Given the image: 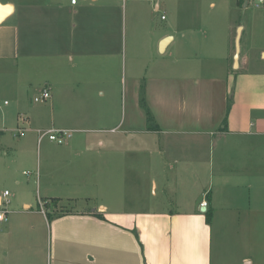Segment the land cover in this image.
I'll use <instances>...</instances> for the list:
<instances>
[{"label": "crops", "instance_id": "obj_1", "mask_svg": "<svg viewBox=\"0 0 264 264\" xmlns=\"http://www.w3.org/2000/svg\"><path fill=\"white\" fill-rule=\"evenodd\" d=\"M0 6L10 8L0 66L9 67L17 120L25 113L34 134L76 131L64 145L36 135L35 210L27 195L0 188V264H264V71H242V20L237 68L234 42L224 73L199 66L200 55L169 70L161 56L175 38L150 26L160 1ZM37 73L50 93L40 123L22 101ZM4 131L0 158L17 154ZM11 178L7 167L0 183Z\"/></svg>", "mask_w": 264, "mask_h": 264}, {"label": "rangeland", "instance_id": "obj_2", "mask_svg": "<svg viewBox=\"0 0 264 264\" xmlns=\"http://www.w3.org/2000/svg\"><path fill=\"white\" fill-rule=\"evenodd\" d=\"M156 1L161 2V8L151 17V29L156 34L162 32L164 35H172L175 38L168 52L161 56L164 68L170 70L172 63L179 59L180 69H184L186 65L196 62L193 60L196 59L194 55H200L199 66L209 64L211 71L222 70L224 73L225 65L222 55L226 52L228 45L233 51L237 24L242 20L244 32L240 40V59L241 62L243 58L248 59L243 63L242 71L248 73L264 71V60L260 55V50H264V9L253 7L249 3L251 0H241L242 4L238 2L239 0ZM243 1L248 2L249 7L246 11L241 9L244 5ZM141 25L147 28L148 22L142 21ZM250 25L254 28L251 29ZM143 36L144 40H147L146 33ZM5 70L0 66V101H7L9 106L0 107V120L2 117L6 120L4 123L0 121V130H5V146L17 150V154L11 152L7 155L8 158L3 156L0 158V175H3L7 167L12 175L9 180H1L0 188L17 191L20 197L27 195L35 210L42 195L41 191L38 193L34 183L38 177L36 167L42 162V148L36 143V134L32 132V125H29L25 119L27 115L24 113L25 115H20L21 117L17 120L16 92L9 75V67ZM37 74L39 75H33L31 79L33 85L28 91H24L22 99L25 108L32 109L34 123L41 122V107L44 105V103L33 101L44 87L41 73ZM18 125L20 128L31 131L28 130L22 137H15L13 130ZM23 172L29 175H24ZM15 182L19 183V186H15Z\"/></svg>", "mask_w": 264, "mask_h": 264}, {"label": "built area", "instance_id": "obj_3", "mask_svg": "<svg viewBox=\"0 0 264 264\" xmlns=\"http://www.w3.org/2000/svg\"><path fill=\"white\" fill-rule=\"evenodd\" d=\"M75 3V0H72ZM255 8L264 9V0H251L249 2ZM50 99V93L48 90L43 89L38 97H35L33 101L35 103H43ZM9 105L7 101H0V107ZM15 137H22L26 132V128H19L14 131ZM37 141L40 143L42 140L47 139L49 142L56 145H64L76 132L74 130H59V129H37L36 131ZM24 175H29V173L24 172ZM9 196L8 191H4L2 197L7 198ZM41 205V204H40ZM201 206L205 208L207 206L206 202H202ZM8 221L7 211L0 209V226Z\"/></svg>", "mask_w": 264, "mask_h": 264}, {"label": "water", "instance_id": "obj_4", "mask_svg": "<svg viewBox=\"0 0 264 264\" xmlns=\"http://www.w3.org/2000/svg\"><path fill=\"white\" fill-rule=\"evenodd\" d=\"M10 11V8L8 6H0V22L3 21V19L8 15L6 14L7 11ZM241 28L239 27L236 31V39H235V54L233 57V67L237 68L238 64V57H239V39H240V34H241ZM170 37L166 38L163 40L162 43V49L169 43ZM205 211V210H203Z\"/></svg>", "mask_w": 264, "mask_h": 264}, {"label": "trees", "instance_id": "obj_5", "mask_svg": "<svg viewBox=\"0 0 264 264\" xmlns=\"http://www.w3.org/2000/svg\"><path fill=\"white\" fill-rule=\"evenodd\" d=\"M239 3L242 4L241 0H239ZM230 103H231V99L228 98V101H227V112L229 111ZM140 104H141L142 107L145 106V101H144V96L143 95H141V97H140ZM147 123H148V128L149 129H154L155 128V125L153 124V120H152V117L150 116L149 112H147ZM224 124H225V121H224ZM50 200H51L50 201V207L56 206L59 203L58 199H50ZM205 217H206V221L209 222V218H210V211L209 210L206 212Z\"/></svg>", "mask_w": 264, "mask_h": 264}, {"label": "bare ground", "instance_id": "obj_6", "mask_svg": "<svg viewBox=\"0 0 264 264\" xmlns=\"http://www.w3.org/2000/svg\"><path fill=\"white\" fill-rule=\"evenodd\" d=\"M10 11L8 10L6 14H8Z\"/></svg>", "mask_w": 264, "mask_h": 264}]
</instances>
